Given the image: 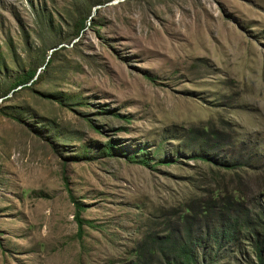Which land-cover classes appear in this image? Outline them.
I'll return each instance as SVG.
<instances>
[{"label":"rangeland","instance_id":"1","mask_svg":"<svg viewBox=\"0 0 264 264\" xmlns=\"http://www.w3.org/2000/svg\"><path fill=\"white\" fill-rule=\"evenodd\" d=\"M216 188L264 211V0H0V264H130ZM248 236L194 264H257Z\"/></svg>","mask_w":264,"mask_h":264},{"label":"trees","instance_id":"2","mask_svg":"<svg viewBox=\"0 0 264 264\" xmlns=\"http://www.w3.org/2000/svg\"><path fill=\"white\" fill-rule=\"evenodd\" d=\"M37 75L36 70H29L28 72H22L17 75V81L13 84L16 86H26L28 83H35L40 75ZM189 138L188 142H192L193 138L204 137V133L190 130L186 135ZM210 141V140H209ZM204 147L211 150L218 151L219 146L217 144L209 143L206 141L203 144ZM205 150H201L200 153L191 155V157L199 158L201 160L208 161ZM133 158V157H130ZM225 159H218L216 162L219 165L224 166L226 169H237L243 166L245 162H236V164H227ZM252 161L247 159V163ZM133 161L145 164L147 160H135ZM215 161V160H212ZM205 197H194L190 201L184 210L179 213V219L182 221L180 226L174 228L168 221L166 224L167 233L165 235H159L158 233H152L147 235L138 246L137 258L130 262V264H152L155 256H164L169 263L172 264H194L196 262L197 246H200L204 238L212 240L214 243H218L229 238L232 233L237 229L247 230L250 234L249 240H251L252 248L255 251L258 258L257 264H264V244L263 240L259 241L257 236L259 233L264 236V211L263 209L251 210L248 207L243 206L242 196L240 194L222 192L216 188V190ZM77 207V221L79 223L80 230L83 224L87 221L80 217V212L83 210V205L76 202ZM201 213V215H199ZM216 213L223 214L219 226L215 231L210 233L208 229H202L200 217H209ZM203 231V232H202ZM252 238V239H251ZM144 256H152V259L143 260ZM143 260V261H142Z\"/></svg>","mask_w":264,"mask_h":264}]
</instances>
